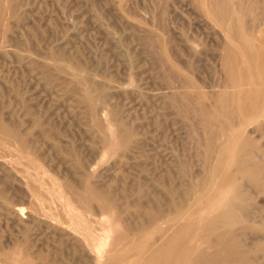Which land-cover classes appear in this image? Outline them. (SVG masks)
<instances>
[{
	"label": "rangeland",
	"instance_id": "1",
	"mask_svg": "<svg viewBox=\"0 0 264 264\" xmlns=\"http://www.w3.org/2000/svg\"><path fill=\"white\" fill-rule=\"evenodd\" d=\"M263 74L264 0H0V264H264Z\"/></svg>",
	"mask_w": 264,
	"mask_h": 264
},
{
	"label": "bare ground",
	"instance_id": "2",
	"mask_svg": "<svg viewBox=\"0 0 264 264\" xmlns=\"http://www.w3.org/2000/svg\"><path fill=\"white\" fill-rule=\"evenodd\" d=\"M205 2H206V1H205ZM208 2H209V1H208ZM201 3H202V2H201ZM209 7H210V6H209ZM223 8H224V7H223ZM221 9H222V8H221ZM221 9H219V11H220ZM214 11H215V10H214ZM223 11H224V10H223ZM211 13H212V12H211ZM217 13H218V12H217ZM220 14H221V13H220ZM216 15H217V14L215 13V17H217ZM218 15H219V14H218ZM212 17H213V16H212ZM236 35H237V33H236ZM243 37H244V36H243ZM254 46H255V45H254ZM251 65H252V64H251ZM253 66H254V65H253ZM250 67H252V66H250ZM259 67H260V66H259ZM259 67H258V68H259ZM252 68H254V67H252ZM252 68H251V70H253ZM261 68H262V67H261ZM251 70H250V71H251ZM260 70H261V69H260ZM252 72H253V71H252ZM260 73H261V72H260ZM235 74H236V73H235ZM243 74H244V73H243ZM258 74H259V73H258ZM261 74H262V73H261ZM245 75L247 76L248 74H245ZM252 75H253V74H251V76H252ZM248 76H250V74H249ZM251 76H250V77H251ZM258 76H260V75H258ZM263 76H264V74H263ZM238 77H240V76H238ZM243 77H244V76H243ZM253 77H254V75H253ZM261 77H262V75L260 76L259 79H261ZM232 78H233V77H232ZM232 78H231L230 80H232ZM263 78H264V77H263ZM235 79H236V78H235ZM243 79H244V78H243ZM255 79H258V77L255 78ZM237 80H238V79H237ZM261 80H262V79H261ZM261 80H260V81H261ZM230 82H231V81H230ZM246 82H247V81H246ZM262 82H264V81L262 80ZM243 83H244V82H243ZM254 83H255V82H254ZM259 84H260V83H259ZM258 86H259V85H258ZM263 87H264V86H263ZM252 89H253V88H252ZM243 90H244V89H243ZM246 95H247V94H246ZM239 96H240V95H239ZM240 97H241V96H240ZM230 99H231V98H230ZM236 99H237V98H236ZM241 99H242V98H241ZM226 100H227V99H226ZM233 100H234V99H233ZM237 100H238V99H237ZM239 100H240V99H239ZM234 101H235V100H234ZM243 101H244V100H243ZM247 101H248V100H247ZM230 103H231V102H230ZM239 104H242V103H239ZM253 104H254V103H253ZM253 104H252V105H253ZM232 107H233V106H232ZM237 107H238V106H237ZM238 108H239L238 111H241V110H240V105H239ZM247 108H248V107H247ZM223 110H224V109H223ZM244 110H245V109H244ZM253 110H254V109H253ZM247 111H248V110H247ZM247 111H246V112H247ZM242 112H243V111H242ZM242 112H241V113H242ZM249 113H250V112H249ZM248 116H249V115H248ZM248 116H245V117L248 118ZM252 116H253V115H252ZM251 118H252V117H251ZM248 119H249V118H248ZM234 138H235V137H234ZM209 188H210V187H209ZM216 190H217V189H216ZM218 190H219L218 192L221 191V189H218ZM226 190H227V189H226ZM208 191H210V190H208ZM224 192L226 193V191L223 190V192H220V194H221V193L223 194ZM227 192H228V191H227ZM207 194H208V193H207ZM213 194H215V193L213 192L212 195H213ZM216 195H217V194H216ZM226 195H227V194H226ZM228 195H229V194H228ZM217 196H218V195H217ZM219 196H220V195H219ZM223 197H224V194H223ZM218 198H219V197H218ZM218 198H216V199H210V200H211V202H212V200H215L214 202H216ZM220 198H221V197H220ZM220 198H219V200L222 199V198H221V199H220ZM207 200H208V199H207ZM217 202H219V201H217ZM210 204H211V203H210ZM209 206H210V205H209ZM206 207H207V206H206ZM206 207H205V208H206ZM70 211H71V210H70ZM19 212H20V211H19ZM72 212H73V211H72ZM195 212H196V211H195ZM203 212H204V211H203ZM192 213H193V212H192ZM70 214H71V213H70ZM203 214H204V213H203ZM104 230H105V229H104ZM106 233H107V232H106ZM107 235H108V234H107ZM177 254H178V253H177ZM158 255H159V254H158ZM160 261H161V260H160ZM176 261H177V260H176ZM174 262H175V261H174Z\"/></svg>",
	"mask_w": 264,
	"mask_h": 264
}]
</instances>
